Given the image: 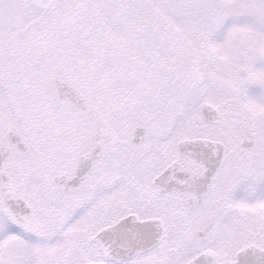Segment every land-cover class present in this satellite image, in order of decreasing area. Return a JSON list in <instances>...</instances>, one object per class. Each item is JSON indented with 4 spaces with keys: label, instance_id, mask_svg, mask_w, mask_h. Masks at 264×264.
<instances>
[{
    "label": "snow or ice",
    "instance_id": "1",
    "mask_svg": "<svg viewBox=\"0 0 264 264\" xmlns=\"http://www.w3.org/2000/svg\"><path fill=\"white\" fill-rule=\"evenodd\" d=\"M0 264H264V0H0Z\"/></svg>",
    "mask_w": 264,
    "mask_h": 264
}]
</instances>
